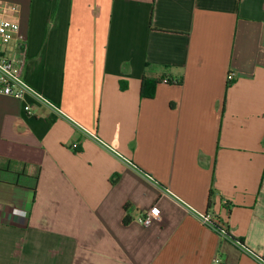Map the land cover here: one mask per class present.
I'll list each match as a JSON object with an SVG mask.
<instances>
[{"label":"crops","instance_id":"0c3cea01","mask_svg":"<svg viewBox=\"0 0 264 264\" xmlns=\"http://www.w3.org/2000/svg\"><path fill=\"white\" fill-rule=\"evenodd\" d=\"M4 3L25 40L5 56L24 50L25 81L133 165L0 95V264H264V0Z\"/></svg>","mask_w":264,"mask_h":264},{"label":"built area","instance_id":"2783aa9c","mask_svg":"<svg viewBox=\"0 0 264 264\" xmlns=\"http://www.w3.org/2000/svg\"><path fill=\"white\" fill-rule=\"evenodd\" d=\"M24 41V37L21 34L18 6L9 3L0 4V95L14 97L18 100H25L27 96L35 97L38 101L51 107L62 117L66 118L70 123L73 124V126L77 130L82 132L86 137L97 141L110 152L123 159L126 164L132 166L133 163L128 158L124 157L114 148L101 140L97 133L88 130L79 122L71 118L63 110L53 104L42 94L38 93L25 81L24 66L26 62V55L24 53V50L20 49L19 56L15 58L7 57L4 53L6 51V47H8L13 42H16L18 45L24 47ZM232 79L233 75H229L228 80L231 81ZM25 110L28 112L31 111V106L26 105ZM77 146V144H73L72 148L76 149ZM167 191L168 193H170L169 190ZM184 205L186 209H188L189 212L193 213L202 223L217 229L222 237H227L226 230L220 229L218 227L220 226V222L213 221V216L211 214L207 212H198L195 211L192 207L186 204ZM153 221H157L159 223L164 221L160 209L156 206L149 210V212L140 219V222L147 227L150 226ZM240 246L245 247L243 245ZM256 258L259 259L258 256H256ZM214 264H223L222 259L219 257L216 258Z\"/></svg>","mask_w":264,"mask_h":264},{"label":"trees","instance_id":"16d2710c","mask_svg":"<svg viewBox=\"0 0 264 264\" xmlns=\"http://www.w3.org/2000/svg\"><path fill=\"white\" fill-rule=\"evenodd\" d=\"M171 80H168V82H170ZM159 82L157 80H149V79H146L144 78L143 80V85H142V91H141V95L144 96V97H153L154 94H155V87L156 85L158 84ZM152 86V88H151ZM18 177H26V178H29L31 179L32 181V188L34 193H36V190H37V182H38V177L35 176V177H28L26 176L24 173H20V174H17ZM17 184H19L17 182ZM213 194V192H212ZM131 209V206L130 205H126L125 206V210L126 212H128L129 210ZM131 221L130 217L126 216L125 217V220L124 222L126 224H128L129 222ZM220 226H218L220 229H225L226 232H227V238L228 239H231L233 242L237 243V244H240V245H243L245 246V244L243 243L242 240H236L234 239L233 237L230 236V233H229V230L227 228V226L225 225L224 222H222V220H220Z\"/></svg>","mask_w":264,"mask_h":264}]
</instances>
